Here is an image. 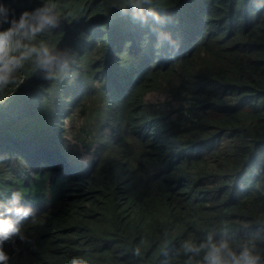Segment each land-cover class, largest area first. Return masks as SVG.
<instances>
[{"label": "trees", "instance_id": "trees-1", "mask_svg": "<svg viewBox=\"0 0 264 264\" xmlns=\"http://www.w3.org/2000/svg\"><path fill=\"white\" fill-rule=\"evenodd\" d=\"M52 2L74 83L30 63L0 88V199L18 190L37 210L28 239L3 246L9 264H162L213 226L257 235L264 0H152L162 28L123 14L128 0Z\"/></svg>", "mask_w": 264, "mask_h": 264}, {"label": "clouds", "instance_id": "clouds-1", "mask_svg": "<svg viewBox=\"0 0 264 264\" xmlns=\"http://www.w3.org/2000/svg\"><path fill=\"white\" fill-rule=\"evenodd\" d=\"M21 1V2H20ZM30 0H0V88L14 82L15 74L32 64L42 81H67L74 83V65L77 53L71 48L57 47L52 37L65 29L71 22L57 10L58 5L52 0L40 3L34 9ZM27 3L24 11L14 7L15 4ZM133 22L142 26H164L168 17L152 6V0H128L127 7L120 9ZM159 41H168L178 48L170 33L157 28ZM70 99V98H69ZM9 101L0 99V106L7 107ZM87 163V161H84ZM23 195L13 190L6 200L0 199V264H9L10 257L4 250L6 243L16 240L26 241L23 232L24 221H35L37 210L22 203ZM226 225V221H221ZM247 239L233 235L225 226L217 231L213 226L198 238H186L179 243L174 255L162 264L184 257L183 264H264V235ZM139 249L134 250V255ZM71 264H86L83 257H72Z\"/></svg>", "mask_w": 264, "mask_h": 264}]
</instances>
